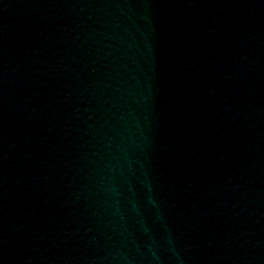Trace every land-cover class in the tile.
Returning <instances> with one entry per match:
<instances>
[{"label":"water","instance_id":"1","mask_svg":"<svg viewBox=\"0 0 264 264\" xmlns=\"http://www.w3.org/2000/svg\"><path fill=\"white\" fill-rule=\"evenodd\" d=\"M0 264H145L79 0H0Z\"/></svg>","mask_w":264,"mask_h":264}]
</instances>
